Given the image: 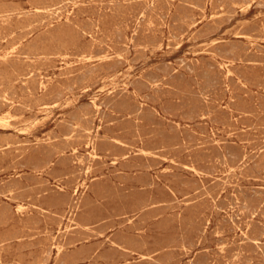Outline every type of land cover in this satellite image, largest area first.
Instances as JSON below:
<instances>
[{
    "label": "rangeland",
    "instance_id": "1",
    "mask_svg": "<svg viewBox=\"0 0 264 264\" xmlns=\"http://www.w3.org/2000/svg\"><path fill=\"white\" fill-rule=\"evenodd\" d=\"M0 264H264V0H0Z\"/></svg>",
    "mask_w": 264,
    "mask_h": 264
}]
</instances>
